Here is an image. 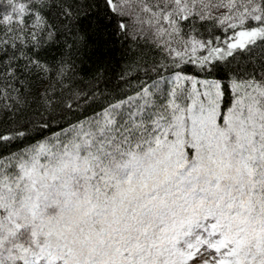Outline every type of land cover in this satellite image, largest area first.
<instances>
[{
    "label": "snow or ice",
    "instance_id": "1",
    "mask_svg": "<svg viewBox=\"0 0 264 264\" xmlns=\"http://www.w3.org/2000/svg\"><path fill=\"white\" fill-rule=\"evenodd\" d=\"M7 3L0 97L11 88L23 107L21 88L47 85V118L0 134V264H264V63L237 59L252 46L264 59V0ZM109 26L135 55L126 71L148 65L147 78L58 123L54 84L72 82Z\"/></svg>",
    "mask_w": 264,
    "mask_h": 264
},
{
    "label": "trees",
    "instance_id": "2",
    "mask_svg": "<svg viewBox=\"0 0 264 264\" xmlns=\"http://www.w3.org/2000/svg\"><path fill=\"white\" fill-rule=\"evenodd\" d=\"M0 15H2L0 8ZM115 22L113 21V24ZM4 27L0 25V39L7 38L4 35ZM114 31L109 26L106 32L102 35H96L93 37L95 43H90L86 52H83L80 58L77 60V75L70 84L59 85L54 84L49 99L54 107H56L58 113L64 114V119L58 123L67 125L69 122H73L79 119H86L89 115L101 111L109 103L118 100L123 97L125 93H132L135 91L139 83H142V78L146 79L144 69L148 65L135 66V70L127 72L128 66L132 64L135 55L134 53L126 51V44L123 40H120L117 36H109L108 33ZM219 37V46L223 47L222 41L227 39V35L221 32L219 29H215L212 32V38ZM260 42H258L259 45ZM255 55L250 59L247 53H238L237 59L242 60L246 65H251L254 70H259L264 63V59L261 57L260 49L258 46H252ZM11 49L5 54L0 50V73H5L7 68V57L12 55ZM151 57V53H146ZM151 60H149V64ZM151 74V73H149ZM189 75H198L195 68L188 66ZM122 75L124 78L122 79ZM167 75V73H165ZM98 78V88L95 98L90 99L88 104H82L79 108L76 107L79 98L76 93L80 90L91 91L93 87L94 79ZM10 77L6 74L0 75V91H2L8 84ZM32 84L31 89L21 88L24 92V106H14V102L11 97L16 93L8 88V97H0V134L14 135L15 130L25 123L35 121L43 116L47 118V113L44 111V101L39 99L37 89L47 87V85H38L34 81H30ZM73 104V108L68 110L65 105ZM9 105H13L9 108ZM31 127V125H30ZM57 124H53V128H56ZM26 141L13 140L7 144L6 147L12 150Z\"/></svg>",
    "mask_w": 264,
    "mask_h": 264
},
{
    "label": "rangeland",
    "instance_id": "3",
    "mask_svg": "<svg viewBox=\"0 0 264 264\" xmlns=\"http://www.w3.org/2000/svg\"><path fill=\"white\" fill-rule=\"evenodd\" d=\"M0 8H1L2 14H4L5 12L10 13L11 11L10 6L7 3V0H0Z\"/></svg>",
    "mask_w": 264,
    "mask_h": 264
}]
</instances>
